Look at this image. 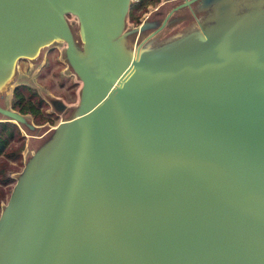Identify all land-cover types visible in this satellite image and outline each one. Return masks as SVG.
Returning a JSON list of instances; mask_svg holds the SVG:
<instances>
[{"label":"water","instance_id":"obj_1","mask_svg":"<svg viewBox=\"0 0 264 264\" xmlns=\"http://www.w3.org/2000/svg\"><path fill=\"white\" fill-rule=\"evenodd\" d=\"M194 1L211 8L209 30L140 53ZM222 3L175 4L130 58L120 36L131 0H0V79L61 40L79 81L72 116L27 159L1 208L0 264H264V11L235 12L237 26ZM61 165L64 196L40 226L32 199Z\"/></svg>","mask_w":264,"mask_h":264},{"label":"rangeland","instance_id":"obj_2","mask_svg":"<svg viewBox=\"0 0 264 264\" xmlns=\"http://www.w3.org/2000/svg\"><path fill=\"white\" fill-rule=\"evenodd\" d=\"M181 1L158 0L157 2L147 4L142 13L138 11L133 12V15L138 14V23L131 21L128 13L126 14L121 30L120 42L128 54L127 56L132 57L137 43L160 23L166 12L172 6ZM259 2L257 0H230V4L222 3V5H226L224 8L230 5L226 15L229 16L228 18H233L230 21L231 23L239 26L241 24L240 21L234 20L237 18L234 17L235 12H241L242 14L248 12L251 14L264 11V5ZM259 5L260 9H258ZM210 9V7H203V5L201 6L196 2H192L189 6L175 10L168 17L164 26L142 43L140 53L157 55L160 49L178 43L184 38L202 36V33L206 32L207 29L209 30L215 23V21L208 18L210 16ZM215 10L217 11V9ZM65 18L75 41L76 48L80 49L81 41L77 21L75 17L69 14ZM248 22L247 27L244 28H251L258 21ZM140 24H145L146 26L138 30ZM194 32L198 34L196 33V36H193L195 34ZM21 83L34 88L46 101L45 110L47 112V118L49 119L37 125L28 115H24L26 122L36 126L33 129H26L17 123L20 127L21 134L24 136V147L21 161L11 165L10 175L13 176L14 180L6 189L5 197L0 203L1 208L6 204L16 181L25 167L27 159L32 156L35 149L44 141L48 140L52 135L53 128H56L64 119L72 116V111L76 105L79 81L66 62L64 57V44L61 40H53L41 46L38 54L32 58H19L14 62L12 74L9 77L7 85L0 92V107H9L8 99L11 95L12 87ZM3 117L4 115L0 113V119H3Z\"/></svg>","mask_w":264,"mask_h":264},{"label":"trees","instance_id":"obj_3","mask_svg":"<svg viewBox=\"0 0 264 264\" xmlns=\"http://www.w3.org/2000/svg\"><path fill=\"white\" fill-rule=\"evenodd\" d=\"M157 1L131 0L128 17L131 21L138 23V14L133 15V12L138 11L142 13L147 4ZM9 102L12 109L18 111L21 115H28L37 125L49 119L45 111L46 101L34 88L27 84L21 83L15 85L11 91ZM3 118L0 120V203L5 197L8 185L14 180L13 176L10 175L11 165L21 161L24 136L21 134L18 124L26 129L35 128L31 123L32 127H29L27 125L29 122L26 121L25 123H21L11 121L6 116Z\"/></svg>","mask_w":264,"mask_h":264},{"label":"bare ground","instance_id":"obj_4","mask_svg":"<svg viewBox=\"0 0 264 264\" xmlns=\"http://www.w3.org/2000/svg\"><path fill=\"white\" fill-rule=\"evenodd\" d=\"M230 1V0H229ZM253 3V2H252ZM251 4V2H250ZM261 5V4H260ZM260 5L258 6V9H260ZM257 7V6H256ZM232 8V7H231ZM233 9V8H232ZM230 9V10H232ZM256 9V8H255ZM224 10V9H223ZM230 13V12H228ZM227 13V14H228ZM248 13V12H247ZM227 16V15H226ZM229 17V16H228ZM210 29V28H209ZM208 30V29H207ZM193 33V32H192ZM195 34L193 36H196L197 32H194ZM198 34V33H197ZM192 35V34H191ZM192 37V36H191ZM121 40V39H120ZM168 44V43H167ZM176 44V43H175ZM170 46V45H169ZM162 48V47H161ZM161 51V50H160ZM36 50L32 51V53H29L30 56H33L35 54ZM141 52V50H140ZM160 53V52H159ZM38 54V53H37ZM149 54V53H148ZM133 56V55H132ZM145 56V55H144ZM9 78H8V74H6L2 79H0V92L2 90L5 89V86L7 85ZM57 136V133L54 134V137ZM58 138V136H57ZM54 143V141L51 143V145ZM50 145V146H51ZM59 152V147L55 146L52 150V153L48 159V161L45 162V170L48 169V166L51 165V163L60 156V154H58ZM66 171H67V167H63V165H61L56 171H54L51 175H49L46 180L43 182V184L41 185V187L39 188V190L37 191L36 195L33 197L32 199V203L38 205V209L36 212L43 214L42 216L39 217V221L37 224H39L40 226L44 223L45 219L47 220L48 218L47 215L51 214V212L53 210H55L56 207L55 203L57 201V199L59 198V195L61 194V191L63 189V187L66 184ZM29 174H34L36 172V168L34 166L30 167L28 170ZM68 184V183H67ZM67 187V185H66ZM66 187L59 200V203L62 201V198L64 196ZM41 198L45 199L43 201V203L40 206V200ZM58 206V205H57ZM33 212V211H32ZM32 212H30V214L28 215L31 216ZM54 212V211H53ZM49 216V215H48Z\"/></svg>","mask_w":264,"mask_h":264},{"label":"flooded vegetation","instance_id":"obj_5","mask_svg":"<svg viewBox=\"0 0 264 264\" xmlns=\"http://www.w3.org/2000/svg\"><path fill=\"white\" fill-rule=\"evenodd\" d=\"M194 2H196V1H194ZM12 89H13V87H12ZM9 99H10V97H9ZM9 99H8V108L9 109H12L11 107H10V102H9ZM54 106V105H53ZM58 106V105H57ZM12 110H14V109H12ZM14 111H16V110H14ZM46 111V110H45ZM16 112H18V111H16ZM23 117H24V115H22ZM4 119V118H3ZM25 119V118H24ZM1 120V119H0ZM34 127H36V126H34Z\"/></svg>","mask_w":264,"mask_h":264},{"label":"crops","instance_id":"obj_6","mask_svg":"<svg viewBox=\"0 0 264 264\" xmlns=\"http://www.w3.org/2000/svg\"><path fill=\"white\" fill-rule=\"evenodd\" d=\"M163 1V0H162Z\"/></svg>","mask_w":264,"mask_h":264}]
</instances>
